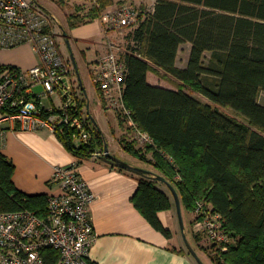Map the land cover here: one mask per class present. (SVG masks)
Returning <instances> with one entry per match:
<instances>
[{"label":"trees","instance_id":"16d2710c","mask_svg":"<svg viewBox=\"0 0 264 264\" xmlns=\"http://www.w3.org/2000/svg\"><path fill=\"white\" fill-rule=\"evenodd\" d=\"M97 2L93 18L78 23L70 18V28L93 23L114 0ZM126 39L124 104L154 145L140 149L135 140L122 139L123 149L153 165L175 187L187 211L195 212L204 202L221 215L223 229L236 242L215 245L216 264H264V105L259 100L264 91V0H158L151 13H139ZM186 43L192 45L189 62L179 68ZM207 53L212 55L208 63ZM151 71L163 72L179 87L152 86ZM226 109L236 116L225 114ZM93 131L101 147L100 132ZM60 140L79 162L92 157V149L76 147L68 137ZM14 172L13 162L0 155V213L32 210L46 217L48 197L17 190ZM136 177L135 207L170 237L159 219L160 212L173 208L170 197L158 182ZM43 256L46 264L59 259L52 250Z\"/></svg>","mask_w":264,"mask_h":264},{"label":"built area","instance_id":"2783aa9c","mask_svg":"<svg viewBox=\"0 0 264 264\" xmlns=\"http://www.w3.org/2000/svg\"><path fill=\"white\" fill-rule=\"evenodd\" d=\"M138 15L125 6L105 15L104 23L119 33L135 28ZM59 27L58 19L37 0H0V54L28 47L39 58L29 70L0 62V127L49 130L59 139L68 137L76 147L92 149V157L99 159L105 149L96 146L93 122L84 114L85 93L60 49ZM125 51L109 42L107 52L90 70L93 81L104 108L121 115L133 128V140L143 147L154 145L148 134L136 128L124 104ZM38 87L43 93L36 94ZM54 96L60 105L45 108L43 100ZM79 167L78 158L70 166L56 167L54 180L60 192L48 197L46 217L32 210L0 213V264H46L43 254L48 250L58 252L56 264H90L95 239L91 208L96 197ZM195 216V235L218 247L234 242L223 229L221 215L204 202L198 203Z\"/></svg>","mask_w":264,"mask_h":264},{"label":"crops","instance_id":"0c3cea01","mask_svg":"<svg viewBox=\"0 0 264 264\" xmlns=\"http://www.w3.org/2000/svg\"><path fill=\"white\" fill-rule=\"evenodd\" d=\"M98 23L103 25L96 21L70 29L68 36L63 37L62 40L66 44L67 41L76 42L82 56L87 55L88 50L96 51L97 58L91 64H87L89 68H92L107 52V38H110L106 33V40L104 39L103 29L91 28ZM73 48L75 49L74 46ZM73 53L77 62L74 50ZM68 61L73 66L71 58ZM0 62L5 66L29 70L39 63V58L30 48L22 47L12 52L1 53ZM150 74L151 72L148 74V81L152 86L177 90L160 85L157 79L151 78ZM46 101L49 105L45 103ZM84 102L85 106L87 103L89 111L87 92ZM58 105H60L59 99L43 100L45 108ZM114 115L112 134L105 131L102 125L93 119L94 128L98 129L103 140V145L97 148L105 149L108 146L109 152L115 157L124 161H127L125 160L127 158H133L129 159L132 161L130 163L138 162V159L127 153L121 145L122 139L132 140L133 133L128 123H123L117 113ZM0 155L13 162L14 185L17 190L27 196L50 197L58 194L60 186L54 180L56 167H67L77 161L66 145L51 131L13 130L8 124L0 127ZM147 158L152 160L150 154H147ZM147 167L145 164L141 168L149 170ZM79 171L96 197L91 208L95 231V239L89 254L91 262L94 264H198L191 254L184 250L185 242L171 192L158 186L170 197L173 204L171 210L159 213L162 225L171 233L170 237H166L149 223L133 203V197L140 186L138 177L121 172L93 157L81 161ZM182 213L186 230L183 204ZM191 221H194L193 217ZM203 262L205 263L204 260Z\"/></svg>","mask_w":264,"mask_h":264},{"label":"rangeland","instance_id":"374dc122","mask_svg":"<svg viewBox=\"0 0 264 264\" xmlns=\"http://www.w3.org/2000/svg\"><path fill=\"white\" fill-rule=\"evenodd\" d=\"M37 1L48 12L53 14L58 19L59 26H61V27L57 28V31H58V34L60 36L63 35L64 30L67 33L70 32V29H71L70 28V18H73V21L76 23H78L80 20L88 21L91 19V17L92 18L94 17V15H95V14L93 15L94 9L98 8L97 7L98 6V2H97L98 0H37ZM157 1L158 0H114L113 5L108 7L107 10H105L103 12L102 16L94 21V22H96V21L101 22V23H103V25L98 23V24H94L93 26H91V28L103 29L105 32L104 39L107 37V35H109V37H110V38H107V44L109 42H115V43L121 45L123 47V49H127L126 37L132 29H126L125 31H122L119 33L113 32L112 30H110L108 28V25L106 23H104V16L108 15L110 13H113L115 11H118L122 7H125V6L134 9L135 11H137V13H140V12L151 13L157 4ZM106 33H107V35H106ZM71 45L75 47V49L73 48V50L76 53L77 63L79 65V70H80L82 82L84 83V88L86 89L88 99H89L90 109L88 111L87 103H86V106L84 107V110H85L84 114L87 116V118L90 115L95 121H97L99 124L102 125V127L104 128L105 131H107V132L109 131V133L112 134L113 133L112 126H113V121L115 119V115H114L115 112L105 109L104 106L102 105V99L99 95L98 86L94 83L92 71H90L91 67L89 68V66L87 65V64H91L92 61L97 58V53L95 50L94 51L88 50V51H86L87 55L82 56L81 53L79 52V48H77V46H76V42L73 41V43H71ZM191 47L192 46L189 43H186V44L181 46V50L179 52V56H178V60H177V66L179 68H186L187 67L188 62H189V58H190V51L192 49ZM60 49H61V52H62L63 56L65 57V59L70 60V52H69L68 46L65 43V41H63V42L61 41ZM211 56L212 55L210 53L206 54V63L209 62ZM150 76L153 79H157V82L160 85H163L165 87L177 89L180 85L176 80H174L173 78H171L169 76H166L163 72L151 71ZM35 92H36V94L43 93V88L38 87V88H36ZM194 96L197 97L199 100H201L203 103H208V101L204 97L200 96L199 94L195 93ZM53 99H58V97L54 96ZM84 100H85V98H84ZM259 100H260V103L262 105H264V91H262L260 93ZM45 103L48 104L47 101ZM223 112L229 116H232V117L236 116V114L230 109H226ZM131 136H133V135L131 134ZM131 139H133V137ZM139 147H140V149H141V147H142V149H146L145 146L144 147L140 146V144H139L138 148ZM149 154L151 155L152 160H153V154L148 153V155ZM117 158H119V157H117ZM129 159H133V158L125 159V160H127L125 162H127L128 164H131V165L133 164V166H136L139 168L144 167L146 164L149 167L150 171L161 175V173L158 170H156V168L153 165H151L147 162H144L138 158H137L138 162L135 161L133 163H130L132 161H130ZM149 160H151V159H149ZM158 186H160L164 190H167L168 192H170L168 190V188H166L164 185L159 183ZM183 207H184V205H183ZM184 217H185V222H186V226H187L186 227V234H187V238H188L190 244L193 246L195 251L198 253V255L202 259V261L204 260L205 263H207V264H216L215 261L213 260V257L216 256L215 245L209 243L205 239L204 236H200V238H197V235L194 234L195 233V231H194L195 223L194 222L196 220L195 212H189L184 207ZM192 217L194 218L193 222L191 221ZM235 242L236 241L234 240L233 243L235 244ZM184 248H185L184 249L185 252L187 251V253H189L186 245L184 246Z\"/></svg>","mask_w":264,"mask_h":264},{"label":"water","instance_id":"95a60500","mask_svg":"<svg viewBox=\"0 0 264 264\" xmlns=\"http://www.w3.org/2000/svg\"><path fill=\"white\" fill-rule=\"evenodd\" d=\"M67 36H68V34L64 30L63 31V37L65 38ZM67 46H68V49L70 52L71 61H72L73 66L75 68V71H74L75 75H76L77 80H78L80 86L82 87L84 93L86 94V91H85V88H84V85L82 82L81 74H80V71H79V68H78V65H77V62H76L70 41H67ZM90 119L92 122H94V120L91 116H90ZM99 160H101V161L105 162L106 164L111 165L112 167H115L117 169L124 170L128 173L134 174V175L139 176V177L149 178L152 181H156V182L166 186L170 190V192L172 193L174 200H175V203H176V208H177V212H178V216H179L181 231L183 234L185 245H186L189 253L191 254V256L197 261L198 264H205L202 261V259L199 257L198 253L195 251V249L190 244V242L187 238V234H186V230H185V223H184V218H183V213H182L181 198H180L178 192L176 191L175 187L165 177H163V176H161L155 172L133 166V165L128 164L127 162L115 157L114 155H112L109 152L108 146L105 147V156L99 157Z\"/></svg>","mask_w":264,"mask_h":264}]
</instances>
